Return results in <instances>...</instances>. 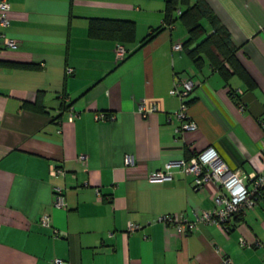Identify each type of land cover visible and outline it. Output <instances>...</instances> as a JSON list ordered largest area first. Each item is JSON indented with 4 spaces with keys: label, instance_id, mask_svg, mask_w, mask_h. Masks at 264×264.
Here are the masks:
<instances>
[{
    "label": "crops",
    "instance_id": "0c3cea01",
    "mask_svg": "<svg viewBox=\"0 0 264 264\" xmlns=\"http://www.w3.org/2000/svg\"><path fill=\"white\" fill-rule=\"evenodd\" d=\"M165 3L9 0L0 31L19 45L0 44V264H264L262 247L239 245L264 240L262 203L233 218L227 233L198 223L178 235L158 216L192 219L215 206L218 187L207 181L195 190L182 172L170 182L148 180L169 160L208 146L232 170H264V0H206L247 76L228 81L207 61L197 68L186 50L173 49L186 30L179 20L161 27ZM92 18L133 21L132 40L91 35ZM118 43L126 48L121 61ZM174 78L195 85L188 112L196 130L183 135L166 119L179 106L169 94ZM231 89L242 90L244 109ZM140 98L157 110L142 116ZM68 105L78 113L73 122ZM98 112L115 118L97 121ZM126 155L133 165H124ZM52 164L64 175H50ZM55 188L66 209L54 207ZM44 213L51 227L39 224ZM128 221L141 228L127 232Z\"/></svg>",
    "mask_w": 264,
    "mask_h": 264
},
{
    "label": "built area",
    "instance_id": "2783aa9c",
    "mask_svg": "<svg viewBox=\"0 0 264 264\" xmlns=\"http://www.w3.org/2000/svg\"><path fill=\"white\" fill-rule=\"evenodd\" d=\"M10 10L9 0H0V28L6 27L9 23L8 12ZM179 13V10H177ZM168 28H171L169 25ZM0 44L2 48L15 50L18 48L19 42L16 39L7 37L0 31ZM181 43H174V50H181ZM126 49L122 44H116L114 47V57L120 61L125 56ZM66 74H71L72 69L66 68ZM194 82L192 79L174 78L173 84L169 89V94L176 97L179 106L173 113L167 114V121L171 122L174 118L177 121L175 131L183 135L184 132L196 130V124L191 119L188 112L190 94L194 90ZM241 94V90L236 91ZM239 108L244 109L243 103H239ZM138 112L146 117L149 113L157 110L156 105H147L145 98H140L137 104ZM78 113L71 107L68 108L67 122H73ZM113 114L98 112L94 114V119L113 120ZM264 127V124H262ZM264 144V135L262 138ZM80 160L84 156H79ZM134 164L131 155L124 157V165L130 166ZM176 172H182L193 177V188L198 190L203 187L207 181L213 182L218 187V195L215 198V206L211 209L200 210L194 214V218L189 219L182 214H162L157 220L166 225H172L178 235H187L195 230L198 223L214 224L221 228L224 233L230 230V222L233 218L242 216L246 210L253 209L259 203L264 205V170L260 172L245 173L240 169L232 170L222 160L217 151L212 147L197 152L189 158H179L169 160L165 163L164 168L160 171L148 175L149 182H170L174 178ZM50 175H64V170L55 165H50ZM97 194L99 192L97 191ZM53 205L59 209H66L65 196L61 188H55L53 191ZM39 224L44 227H51L50 215L42 214L38 220ZM141 228L140 224L128 221L126 231L133 232ZM54 234L59 235L56 229ZM240 246H259L264 251V240L255 239L251 242L241 238ZM264 256V253H263ZM54 263H62L60 259H55ZM221 264H232L229 258H223Z\"/></svg>",
    "mask_w": 264,
    "mask_h": 264
},
{
    "label": "trees",
    "instance_id": "16d2710c",
    "mask_svg": "<svg viewBox=\"0 0 264 264\" xmlns=\"http://www.w3.org/2000/svg\"><path fill=\"white\" fill-rule=\"evenodd\" d=\"M176 20H179L186 30V38L181 43V49L187 51L188 57L197 68L207 61L224 81H228L232 76L246 80L244 68L236 56L238 49L232 42L228 31L219 24L206 0H194L193 2L191 0H166L161 27L169 25L172 27ZM202 21L208 22L211 31L208 32ZM88 31L96 37H115L119 41H130L134 34V23L130 20L92 18ZM237 90L231 89L229 93L239 104L242 102L238 100ZM62 98L64 103L65 96L62 95ZM63 103L62 107H65ZM69 107L71 105L66 106L67 109Z\"/></svg>",
    "mask_w": 264,
    "mask_h": 264
},
{
    "label": "rangeland",
    "instance_id": "374dc122",
    "mask_svg": "<svg viewBox=\"0 0 264 264\" xmlns=\"http://www.w3.org/2000/svg\"><path fill=\"white\" fill-rule=\"evenodd\" d=\"M204 27H206L208 24L205 21H202Z\"/></svg>",
    "mask_w": 264,
    "mask_h": 264
}]
</instances>
